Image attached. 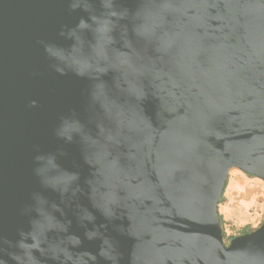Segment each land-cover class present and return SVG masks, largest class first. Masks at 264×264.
Returning a JSON list of instances; mask_svg holds the SVG:
<instances>
[{"label":"water","instance_id":"1","mask_svg":"<svg viewBox=\"0 0 264 264\" xmlns=\"http://www.w3.org/2000/svg\"><path fill=\"white\" fill-rule=\"evenodd\" d=\"M23 1L33 24H0V131L57 162L67 228L101 264H264V219L225 248L217 215L230 169L264 180V0ZM37 220L54 244L64 221Z\"/></svg>","mask_w":264,"mask_h":264},{"label":"flooded vegetation","instance_id":"2","mask_svg":"<svg viewBox=\"0 0 264 264\" xmlns=\"http://www.w3.org/2000/svg\"><path fill=\"white\" fill-rule=\"evenodd\" d=\"M3 7L7 10V13L5 14V10L3 11L4 14L0 13V24L3 23L5 25V22H7L6 27H10L12 33L16 32L20 23H28L31 26L38 16L31 4H27L23 0H20L17 4L12 3ZM5 28L0 32V39L1 34L3 35L6 32ZM4 56L5 53L0 51V59L1 57L5 59ZM2 61L0 60V65L3 63ZM3 84L4 81L0 85V91L4 88ZM9 118L11 117L9 116ZM7 138L9 136L7 137L1 129L0 264H101L100 255L95 252L97 249L95 244L100 241V237L93 234L90 228L68 229L66 226L67 223L65 221H73L71 217L75 213L70 204H68L69 202L65 203L68 204L67 206L60 205V203H63V197L59 195L57 190L51 189V187H57V183L53 181V178L57 179L60 185H65L64 176H61L57 162L50 157L48 152L43 153V151H40L36 153L32 149L28 157L22 154L21 149L20 151L16 147L10 149L7 147ZM232 169L229 170L225 187ZM248 176L257 178L252 175ZM60 185L58 188H60ZM224 190L222 195H224ZM220 203L222 202H218L217 215L221 228L222 243L225 248L230 245L234 238L257 229L264 219L263 213L257 224H245L238 228L234 227L232 229H235V231L232 232L230 230L231 232H229L228 224L224 221L219 211ZM43 205L52 211L36 212L37 207ZM47 216L56 217L64 221H60L61 226L56 224V227L49 226L47 228L48 232L52 233L54 244L51 242L42 243L38 240L39 236L34 237L36 232L39 231L37 218L40 220ZM66 218L69 220H66ZM40 222L44 223L42 220ZM78 223L74 225H78ZM82 223L84 225L85 222ZM61 232L65 236L64 240L59 237ZM86 232H89V234ZM76 233L78 235L73 236ZM70 236H72L71 241L66 239V237ZM110 240L114 242V239L110 238ZM86 242L91 243L93 248L89 247ZM112 246L113 250H116V245L112 243L110 247ZM115 254L116 252H113L111 256ZM127 256L128 252L126 258ZM105 264L108 263L105 262ZM109 264H114L113 260ZM123 264H128V261ZM141 264H145V262Z\"/></svg>","mask_w":264,"mask_h":264},{"label":"rangeland","instance_id":"3","mask_svg":"<svg viewBox=\"0 0 264 264\" xmlns=\"http://www.w3.org/2000/svg\"><path fill=\"white\" fill-rule=\"evenodd\" d=\"M219 209L229 232L257 224L264 213V181L232 169Z\"/></svg>","mask_w":264,"mask_h":264},{"label":"trees","instance_id":"4","mask_svg":"<svg viewBox=\"0 0 264 264\" xmlns=\"http://www.w3.org/2000/svg\"><path fill=\"white\" fill-rule=\"evenodd\" d=\"M223 201V195L221 196V199H220V201L219 202H222ZM246 227H248V226H246Z\"/></svg>","mask_w":264,"mask_h":264},{"label":"crops","instance_id":"5","mask_svg":"<svg viewBox=\"0 0 264 264\" xmlns=\"http://www.w3.org/2000/svg\"><path fill=\"white\" fill-rule=\"evenodd\" d=\"M219 211H220V209H219Z\"/></svg>","mask_w":264,"mask_h":264}]
</instances>
